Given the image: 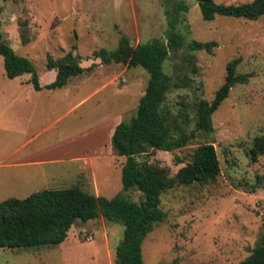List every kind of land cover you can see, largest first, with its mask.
<instances>
[{
  "label": "rangeland",
  "instance_id": "obj_1",
  "mask_svg": "<svg viewBox=\"0 0 264 264\" xmlns=\"http://www.w3.org/2000/svg\"><path fill=\"white\" fill-rule=\"evenodd\" d=\"M174 1L190 7L178 26L186 44L218 43L212 54L187 47L171 52L164 64L172 79L165 110L185 133L191 135L196 127L199 103L214 100L230 61L241 58L237 72L253 77L231 90L213 115L212 133H196L174 153L147 152L145 159L175 175L198 147L213 144L221 173L214 183L177 186L161 196L166 219L144 239L143 260L239 264L264 237V154L252 155L256 137L264 135V16L205 21L197 0ZM252 1L215 0L224 5ZM0 10L5 42L33 62L43 87L35 89L30 74L9 79L0 55V203L75 186L109 199L125 195L140 202L139 191L124 194L126 158L113 151L111 139L117 125L136 116L150 75L142 67L101 65L94 54L117 50L123 36L133 46L155 39L167 44L164 0H0ZM70 52L85 72L62 89H47L55 77L48 57ZM93 64L97 66L89 70ZM75 155L82 156L79 163L68 160ZM52 158L66 161L27 164ZM124 230L122 223L104 218L78 220L60 245L3 249L0 264H115Z\"/></svg>",
  "mask_w": 264,
  "mask_h": 264
},
{
  "label": "trees",
  "instance_id": "obj_2",
  "mask_svg": "<svg viewBox=\"0 0 264 264\" xmlns=\"http://www.w3.org/2000/svg\"><path fill=\"white\" fill-rule=\"evenodd\" d=\"M197 1L205 21H213L217 16L257 21L264 16V0L240 5L218 4L215 0ZM164 3L169 26L167 44L155 39L133 46L123 36L117 50L101 49L94 54L101 65L142 67L150 75L136 116L129 122L120 123L111 139L113 151L126 158L122 168L124 194L137 190L141 194L140 202H134L125 195L112 199L101 197L77 186L45 189L25 199H9L0 203V250L55 247L66 240L76 221L88 222L104 218L125 226L123 240L116 250L115 264H145L142 250L144 239L154 225L166 219V213L160 207L161 196L177 186L206 185L217 180L221 173V163L213 144L206 143L198 147L192 155V161L180 168L175 175L171 174L169 168L152 164L145 156L151 149L174 153L186 147L196 133H212L213 115L229 98L231 90L238 84H248L253 75L237 72L241 58L230 61L224 84L216 92L212 102L202 100L199 103L196 127L191 135L185 133L176 119L165 110L167 95L172 89V79L165 72L164 64L171 52L187 47L193 53L205 51L212 54L218 43L194 40L186 44L178 26L182 15L188 13L190 7L185 2L174 0H164ZM1 15L2 10L0 55L4 58L6 76L15 79L30 74L29 82L33 83L35 89L41 90L43 87L33 62L18 55L5 42ZM20 33H24L22 28ZM96 66L97 64H93L89 70ZM48 68L56 71V79L46 86L50 90L66 87L71 78L85 72L73 52L58 59L49 56ZM262 154L264 135L256 137L252 149L254 159ZM239 264H264V237L251 255Z\"/></svg>",
  "mask_w": 264,
  "mask_h": 264
},
{
  "label": "crops",
  "instance_id": "obj_3",
  "mask_svg": "<svg viewBox=\"0 0 264 264\" xmlns=\"http://www.w3.org/2000/svg\"><path fill=\"white\" fill-rule=\"evenodd\" d=\"M51 71H54V70H51ZM54 73H55V77H54V80L56 79V71H54ZM52 83V82H51ZM118 126V125H117ZM115 129H116V127H115ZM114 129V130H115ZM113 133H114V131L112 132V135H113ZM98 152V151H97ZM92 153H96L95 151H93ZM98 153H101V152H98ZM82 156L80 155V156H77V155H75V157H73L72 159H68V160H72L73 161V163L74 162H76V163H79L80 162V160L82 159L81 158ZM66 160L65 159H62V158H60V159H54V158H52V159H50V160H43V161H34V162H28L27 164L29 165V164H33V165H38V166H42V165H46V164H49V165H51V164H53V163H60V162H65ZM1 166V165H0Z\"/></svg>",
  "mask_w": 264,
  "mask_h": 264
}]
</instances>
